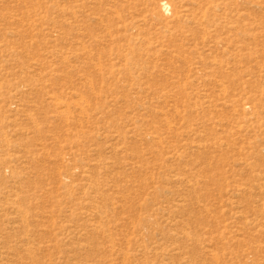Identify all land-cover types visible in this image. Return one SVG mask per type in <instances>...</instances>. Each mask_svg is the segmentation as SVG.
<instances>
[{
    "label": "rangeland",
    "instance_id": "obj_1",
    "mask_svg": "<svg viewBox=\"0 0 264 264\" xmlns=\"http://www.w3.org/2000/svg\"><path fill=\"white\" fill-rule=\"evenodd\" d=\"M0 264H264V0H0Z\"/></svg>",
    "mask_w": 264,
    "mask_h": 264
}]
</instances>
